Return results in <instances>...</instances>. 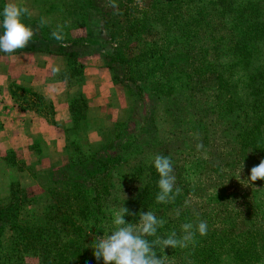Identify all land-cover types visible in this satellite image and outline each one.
<instances>
[{
    "label": "rangeland",
    "instance_id": "1",
    "mask_svg": "<svg viewBox=\"0 0 264 264\" xmlns=\"http://www.w3.org/2000/svg\"><path fill=\"white\" fill-rule=\"evenodd\" d=\"M8 2L0 0V12ZM15 2L29 9L31 15H25L23 20L35 31L23 49L61 44L52 39L51 33L62 26L63 45L82 58L73 66L75 81L80 80L87 55L111 66L116 89L107 98L115 102L116 123L105 146L99 150L72 148L70 164L60 167L55 175L37 172L33 173L34 181H0V219L10 220H0V264H74L69 259L78 252H87L89 258L96 260L93 242L114 230V215L127 208L140 192L157 154L170 156L176 186L182 190L177 197L188 195L192 200L184 210L194 216L195 225L206 221L208 230H214L219 224L215 214L224 205L233 208L230 197L254 186L248 180L250 171L246 172V165H241L244 171L237 175L232 168L226 169L237 157L228 145L235 116L230 96L234 99L235 93L228 76L221 86L209 82L216 78L210 72L217 70L212 67L216 62L210 60L212 49L219 50L225 39L212 32H194L176 7H165L170 0H134L128 11L133 13L136 8L133 17L142 23L130 31L131 40L119 38L106 26H111L114 18L124 19L122 9L129 0ZM113 3L118 7L113 8ZM259 3L264 6V0ZM126 25L132 24H119L120 31ZM172 38L183 46L169 44ZM106 56L113 60L105 62ZM155 63L164 68L149 70ZM197 70L206 71L209 81L188 80V76L196 77ZM116 142H123L122 148L109 150L111 158L98 161V154ZM255 142L264 147V132ZM198 143L203 144L199 151ZM194 155L206 160L209 171L202 161L191 163ZM254 165L257 164L253 162ZM218 167H225L226 173L221 175ZM3 183L10 184L6 189L9 193L3 192ZM216 186L225 188L226 194L213 197L211 191ZM259 187L263 189H253L249 195V208L251 212L256 210L254 222L264 216L259 217L258 213L264 210L263 180L257 184ZM178 200L163 203L153 211L169 232L146 237L150 242L157 237L166 238L173 231L177 236L183 235L174 213L179 210ZM126 217V222L139 224L134 216ZM217 233L224 238L223 232ZM155 250L158 257L164 256L166 264H235L229 253L216 256L199 252L198 258L188 246Z\"/></svg>",
    "mask_w": 264,
    "mask_h": 264
},
{
    "label": "trees",
    "instance_id": "2",
    "mask_svg": "<svg viewBox=\"0 0 264 264\" xmlns=\"http://www.w3.org/2000/svg\"><path fill=\"white\" fill-rule=\"evenodd\" d=\"M133 3L134 0L123 3L124 7L122 9L123 18L132 25L122 26L120 31L118 25L125 23L121 17L114 18L116 21H113L111 26L108 23L106 24L107 28L114 30L119 38L131 40L133 34L130 31L133 27L142 23L141 19L138 20L137 17H133L134 13H137L136 8L133 13L128 11L129 6L133 5ZM165 7L170 9L176 7L178 12H181L187 20L188 27L194 32H212V34L220 35L221 39H225L219 50L217 48L212 49L210 57V60L216 62L212 67L217 70L210 72L215 75V80L209 81L207 72L201 73L200 70L195 72L196 77L188 76V80L204 81L206 79L211 82L210 84L215 82V85L218 86H221L222 81L227 76L231 80L230 85L234 89L233 92L235 94L234 99L233 95L230 96V103L233 105V110H231L235 116L234 121L230 124L233 127L230 139H228V145L236 152L237 157L234 163L226 167V169L232 168L234 175H237L244 171V168H241V165L244 164L247 166L246 172L250 171L253 162L258 164L259 161L264 159L263 145L255 142V138H259L264 132V124L262 123L264 119V6L259 3V0H170ZM139 9L140 7L137 6L138 11ZM110 17L112 18V16ZM128 33L130 34L127 35ZM112 37L115 36L112 34ZM177 40V38H172L169 44H173L175 47H182L183 44H179ZM77 56L78 53L71 54V57ZM107 59L108 61L113 60L110 56H107ZM160 68L164 67L155 63L149 70L160 71ZM190 71L192 72L193 70L191 69ZM20 91L28 97L36 98V101L44 108V112H47L49 108H53L52 104L47 106L45 100L38 95L25 90ZM26 101L29 103L28 100ZM86 107L84 101H77L75 106L73 105L72 110L76 123L84 117L82 112L85 111ZM122 146L123 142H116L105 147L103 152L98 154L100 156L98 161L110 159L109 150H115L118 147L122 148ZM195 161H202L206 167L205 169L209 171L206 160H200L194 155L191 157V163ZM224 170L225 167H218L217 169L221 175L226 173ZM158 180L159 175L153 166L150 169L146 183L129 203L127 208L131 214H128L126 218L134 216L137 221L141 212H153L155 209L159 210V206H163V203H156L155 199L159 191ZM261 181L253 182L254 186H250V190L245 193L239 192L238 194L240 195L230 197V200H233V208L227 209L224 208V205L215 214L214 217L219 220V224L214 226V230H207V234L204 236L199 233L195 234L194 239L188 242L187 245L188 248H193L195 256L199 258L201 255L199 252L216 256L222 253H229L233 256L235 264H264V216L258 221L256 220L258 223L254 222L255 220L252 216L255 215L256 210L251 212L252 210H250L248 204L251 191L253 189H263V187L257 188V184H261ZM211 193L213 197L215 195L219 197L222 193L223 195L226 194V189L216 186ZM177 198H179V210L178 212L174 211L177 225L180 226V229H182L181 225L184 223L195 225L194 216L191 212L184 210L186 206L189 207V204H192V200H189L190 197L188 195ZM236 202H241V204H236ZM49 208L52 209V206ZM258 213H260L259 217H261L264 214V210ZM0 220H3V223L6 221L7 223L10 222L9 218L6 217ZM71 223L74 224L73 222ZM177 230L178 227H176ZM218 231L223 232L224 238L219 236ZM168 232L169 229L163 226L157 233L162 235V233ZM182 236L179 234L177 238ZM71 262L74 264H104L103 258L99 261L93 260L88 257L87 252L83 254L79 252L73 253L69 259V263Z\"/></svg>",
    "mask_w": 264,
    "mask_h": 264
},
{
    "label": "crops",
    "instance_id": "3",
    "mask_svg": "<svg viewBox=\"0 0 264 264\" xmlns=\"http://www.w3.org/2000/svg\"><path fill=\"white\" fill-rule=\"evenodd\" d=\"M72 53L78 52L63 44L0 53V181H34L37 172L55 175L70 164L72 148L99 150L109 141L116 123L115 102L107 98L116 89L111 66L87 55L75 81L73 66L81 56ZM103 60L108 61L107 56ZM55 67L58 73L52 71ZM20 90L38 95L53 108L44 112L36 98ZM77 101L87 106L78 123L72 110ZM9 187L3 183V192Z\"/></svg>",
    "mask_w": 264,
    "mask_h": 264
},
{
    "label": "clouds",
    "instance_id": "4",
    "mask_svg": "<svg viewBox=\"0 0 264 264\" xmlns=\"http://www.w3.org/2000/svg\"><path fill=\"white\" fill-rule=\"evenodd\" d=\"M113 8L118 5L112 4ZM31 13L26 6H20L15 0H9L0 12V53L12 54L18 49H23L29 45L35 35L34 29L24 23V16ZM45 21H41V26ZM51 37L57 43L63 44L65 35L62 26L52 31ZM53 72L58 73L60 69L55 67ZM197 150L203 148L202 143L197 144ZM154 167L159 175L157 182L158 193L156 203L173 202L181 193V189L176 186V176L170 156L157 154L153 158ZM249 181L264 180V159L259 164L250 169ZM131 214L124 207L114 215L115 225L108 235L96 237L94 243V256L97 261L103 258L104 264H166L164 256H157L156 247L163 250L167 247H187L192 241L196 232L201 236L207 234L208 225L206 221H200L197 225L184 223L181 225L183 236L177 238L175 231L166 238L157 237L153 241L146 239L148 236L156 237L158 228L162 227L164 221L158 219L152 211L141 212L139 214V224L128 223L125 215Z\"/></svg>",
    "mask_w": 264,
    "mask_h": 264
}]
</instances>
